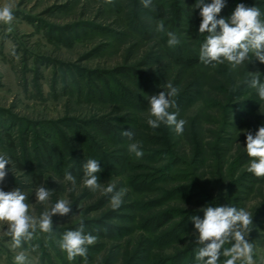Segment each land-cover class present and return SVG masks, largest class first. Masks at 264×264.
I'll return each mask as SVG.
<instances>
[{"label":"rangeland","instance_id":"1","mask_svg":"<svg viewBox=\"0 0 264 264\" xmlns=\"http://www.w3.org/2000/svg\"><path fill=\"white\" fill-rule=\"evenodd\" d=\"M185 2L152 0L145 7L142 0H0L14 13L11 23H0V155L11 158L0 187H21L36 217L58 199L71 205L68 214L52 215L51 232L37 228L22 248L11 247L0 225V264H14L21 250L30 264H195L190 217H202L199 209L209 203L250 212L247 239L256 264H264V177L247 170L251 158L244 147L247 132L264 124V100L247 84L255 72L264 80V63L254 58L236 69L227 61L184 69L172 62L169 51L175 46L168 45L167 31L198 54L206 35L198 33L199 24L172 28L166 7ZM241 2L264 11V0H227L219 16L229 15ZM138 4L150 16L137 11ZM136 20L143 22L140 27ZM160 22L164 32L157 31ZM165 70L171 74L166 84L179 89L174 99L181 108L169 110L186 121L180 135L164 124L150 127L149 106H134L136 96L147 99L163 90L164 85L151 92L150 84L156 86L155 77ZM115 81L126 89L122 99L93 95L101 89L114 95ZM190 82L204 86L195 94ZM185 90L192 91L189 99L182 95ZM236 91L241 92L237 97ZM99 122L117 132L144 125L143 135L135 139L144 155L137 158L129 143L108 139ZM163 139L170 152L159 156L155 152L164 147L156 141ZM123 156L130 160L125 167ZM89 157L100 160V182L127 189L118 208H112L111 194L83 184L82 162ZM66 169L76 176L75 187L64 180ZM42 184L51 190L47 202L36 201L34 190ZM154 199L158 204L151 207ZM167 209L174 211L173 224L160 216L159 224L149 218ZM81 222L97 240L87 246L86 256L70 261L60 240Z\"/></svg>","mask_w":264,"mask_h":264},{"label":"clouds","instance_id":"2","mask_svg":"<svg viewBox=\"0 0 264 264\" xmlns=\"http://www.w3.org/2000/svg\"><path fill=\"white\" fill-rule=\"evenodd\" d=\"M144 6L151 4L152 0H142ZM193 9H199L201 17L198 33L206 34L200 45L199 60L205 65L224 63L227 61L232 69L252 61L254 58L264 63V11L256 5L246 6L237 3L235 8L227 16H219L227 5V0H195ZM14 13L10 4L0 6V23L12 22ZM157 31L164 32L163 22L157 24ZM169 46L180 43L178 35L174 31H167ZM252 75L247 80L248 86L256 90L258 97L264 100V80L261 73ZM179 89L168 82L163 90L149 95L147 123L152 128L161 124L167 125L178 134H183L186 121L178 119V113L169 109L175 106V97ZM128 137L130 143L128 150L135 157L144 155L140 143L134 140L135 133L124 130L122 133ZM245 150L251 158L247 170L257 177H264V124H261L255 132L246 134ZM11 164V158L0 155V184L3 183ZM83 184L91 191H100L111 194L110 201L113 209L118 208L122 198L127 192L126 188L116 189L112 183L106 186L99 181L98 173L102 171L100 160L89 157L82 162ZM64 180L70 182L73 187L77 184V178L72 171L66 169ZM71 190V189H70ZM36 201L47 202L51 190L43 184L35 190ZM28 194L21 187L10 191L0 187V225H3V235L11 237L13 249L22 248L23 242L30 240L37 228L45 233L53 229V214H68L71 205L67 199H58L50 208H46L39 217L30 213ZM203 213L191 215L194 228L193 242L197 246L195 251V264H256L254 259V246L247 239L253 216L246 208H238L231 204L209 203L199 209ZM5 224L7 228L5 229ZM97 236L91 232H85L81 222L76 229H69L63 233L60 247L72 261L77 256L84 257L87 254L88 245L93 244ZM223 258V259H222ZM14 264H30L26 250H21L13 257Z\"/></svg>","mask_w":264,"mask_h":264},{"label":"trees","instance_id":"3","mask_svg":"<svg viewBox=\"0 0 264 264\" xmlns=\"http://www.w3.org/2000/svg\"><path fill=\"white\" fill-rule=\"evenodd\" d=\"M195 3V0H186L185 2V6L184 5H174L171 3V5H169V7L165 6L167 9L166 11L168 12V14L170 15L168 18V21L169 23L171 24L172 28H176L177 26H180L182 25L183 22H186V23H189L192 27H197L198 24H199V18H200V15H199V12H198V9H193L194 8V4ZM137 11L143 13V16H150V14L148 13L149 10L148 9H142V7H140V5L138 4L137 5ZM143 22H140V21H135V26L136 27H140L142 25ZM169 57L171 58L172 62L178 64L179 67L181 68H184V69H196L197 67H203L204 69H208V68H211L213 67V65L209 64V65H205L203 64L200 60H199V54L198 53H193V51H188L187 49H185L184 45L179 43L177 45H175V48L174 50H171L169 51ZM171 74L168 75V72L165 70V71H161V73L159 75H157L156 80H157V83H156V86L153 82H151V92L152 91H158L159 87L161 86H165L166 85V82L167 80L169 79V76ZM179 80V79H178ZM116 85L115 86V89H118L117 93H115L114 95L110 92H108L107 94L103 92V90L101 89L97 91L96 89V93H94L93 95L95 97H98L100 98V96H106L108 99H122L124 95H126V89L124 87H122L121 84H119L117 81H115ZM248 84V83H247ZM190 85L191 86H194L195 85V88H194V93L197 94L199 93L200 91V88H202L204 86V84L201 82L200 83H194L191 84L190 82ZM188 84V86H190ZM200 85V86H199ZM106 86H108V83L106 82ZM187 86V87H188ZM141 90H143V94H146L147 92H149V90L146 91V89L144 88H141ZM239 90V89H238ZM128 92V91H127ZM184 93H182V95H184L186 93V97L189 99L192 95H190L192 93V91H189V90H185L183 91ZM191 92V93H190ZM188 93V94H187ZM241 92L239 91H236L235 96L237 97ZM229 97V96H228ZM133 99V97H131ZM129 100V99H128ZM134 103H136L134 106L135 107H139V108H146L148 105V101L145 97H138L136 96L135 99H134ZM137 104H140V105H137ZM181 104L180 103H176L175 106L178 107V109L181 108L180 106ZM101 124V126L99 127L100 130H102V132L104 134L107 135L108 139H112L114 140L115 142L117 143H122V142H125V145H127L128 143H130L128 137L124 136L122 133L124 131V129L121 131V132H117L116 131V128L112 125H108V123L106 122H99ZM97 126H98V122L96 123ZM142 127H144V125H139L138 127H136L135 129H131L134 133H135V136H134V140L136 138H139L140 135L142 136ZM125 130H129V129H125ZM74 133L78 134L79 137L84 138V134H82L79 130H74ZM154 136H151V142H155V140H153ZM7 139L9 142H12L11 140V136L10 134L8 133L7 135ZM140 139V138H139ZM142 139V138H141ZM144 139V138H143ZM160 140V139H158ZM156 141V143H159V145H162L161 147H164L165 144H164V139L162 141ZM124 144V143H123ZM170 151L168 150L167 147H164L162 149H159L158 152H155L157 153V155H162V154H166V153H169ZM152 154V153H151ZM128 155V154H127ZM50 156V157H49ZM119 159V158H118ZM45 160H48L47 162L50 164L52 162V157L51 155H48V158L45 159ZM130 161L129 160V157L127 156H123L122 157V160H121V164L124 163V167L127 165V162ZM119 165V164H118ZM107 170H109L108 172H111L113 173V169L109 166V165H105ZM123 167V166H122ZM116 172V171H115ZM35 179L37 181H40L41 177L40 175L36 174L35 175ZM158 204L157 200H151V207ZM150 204H145V207L148 206ZM173 209H167V210H164L162 211L161 213H156L155 215H151L149 218H151V221H155L156 224H159V221L158 219H156L157 216H160V219L165 221V222H171L173 224V220L175 218V214L173 213ZM162 214V215H161ZM149 218L147 217L146 219H143L146 223H147V220H149ZM109 234H110V231H109ZM173 236H176V235H173ZM176 264H181L180 263H176Z\"/></svg>","mask_w":264,"mask_h":264}]
</instances>
